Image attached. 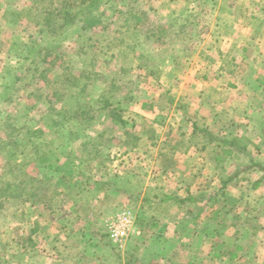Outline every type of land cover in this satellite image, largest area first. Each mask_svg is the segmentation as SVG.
Listing matches in <instances>:
<instances>
[{
	"label": "rangeland",
	"instance_id": "obj_1",
	"mask_svg": "<svg viewBox=\"0 0 264 264\" xmlns=\"http://www.w3.org/2000/svg\"><path fill=\"white\" fill-rule=\"evenodd\" d=\"M62 1L69 0H0V119L12 112L30 120V131L22 128L19 134L7 136L21 140L22 144L25 143L22 142L23 135L32 136L33 142L27 149L24 145L19 148L8 146L0 151V182L7 188L13 182L25 181L24 173L29 170L33 174L31 185L41 188L43 182L48 183L49 194L55 195V206L60 204L62 192H67V198L76 195L82 202L83 189L97 190L102 183L111 182L116 188L130 190L131 197L119 198L106 216L125 208L135 218L133 234L123 247L114 248L120 254L147 255L162 251L161 233H155L156 230L148 226L158 216V211L151 210L148 201L154 195L157 200L161 199L156 184L168 185L166 189L171 191L178 188L180 182H167L160 175L158 179H149V174H159L160 165L158 158L156 163L148 158L159 157L157 146L168 139L160 126L178 127L173 110L179 108L178 114L187 110L184 101L177 100L175 95L190 94L199 84L210 85L213 71L208 72V69L219 56L212 47L215 37L207 36L208 24L212 23L214 14L213 0H112L102 6L105 22L97 30L84 31L81 22L65 24L61 41L53 38L50 42L45 41L36 22L45 17V6L59 7ZM75 10L69 7L62 15L70 13L68 17L66 15L69 20ZM45 45L54 54L67 55L69 62L64 65L69 66L67 71L74 76L87 67L96 69L103 77L90 81L84 92L82 76H77V82L76 79H70L66 84L58 81L45 88L40 73L52 63L54 69L48 71L47 77H53L62 71L61 64L52 59L45 62L44 51L36 55L35 61L24 57L30 49L35 53ZM244 58L248 68L264 66L261 54H244ZM19 77L25 79L20 81ZM193 79L200 83L193 85ZM71 81L75 83L70 85ZM113 82L120 88L110 86ZM21 83L28 87H21ZM250 86L246 84L244 89L250 90ZM41 87L50 93L48 98L56 108L52 115L59 121L63 119L62 114L69 116L75 126L71 130L73 136L68 129L64 135L59 125L54 127L51 122L49 126L43 121L45 105L39 103L41 107L32 108L28 105L37 97L30 93ZM8 96L11 97L9 101ZM59 97L63 98L60 100ZM109 99L113 101L110 106L107 104ZM78 101L86 102L95 110L93 120L82 123L76 117ZM262 103L264 106V100ZM114 107L115 114L111 118L108 114ZM171 114L175 116L169 119ZM261 129L263 131L259 132L258 126L252 127L243 137L256 140L262 148L251 144L247 152H241L230 147L232 152L224 157L221 167L216 165L211 150L205 152L214 162L213 169L222 174L220 176L233 179L223 186L224 181L215 180L211 173H206L207 177H200L192 187V198L186 199H194L192 203L199 209L226 206L229 213L225 219L222 214H216L219 218L208 228L205 227L208 213L199 215L201 221L191 237L193 242L180 256L191 258L194 255L196 264H264V187L253 186L254 179L260 176L256 169H244L252 161L264 165V118ZM178 131L171 135V141L176 139ZM86 136L89 140L98 138L95 144L90 142L88 145L99 149L95 155L82 146V138ZM241 142L249 144L244 139ZM183 168L177 166L178 170ZM244 176L249 179L244 180ZM147 183V192L153 196L142 198L139 192H143ZM184 183L189 184V181ZM39 193L44 192L40 190ZM209 193L212 195L208 196ZM88 196H94V193L90 192ZM5 197H1L5 204L0 210V264H31L33 236L40 227L46 226L47 212L38 205H22L16 200V207H13L10 205L13 200ZM32 199L36 200V197ZM143 225L147 231L139 238L136 233ZM190 228L183 231L188 235ZM166 248L167 252L174 250L173 245H166Z\"/></svg>",
	"mask_w": 264,
	"mask_h": 264
},
{
	"label": "crops",
	"instance_id": "obj_2",
	"mask_svg": "<svg viewBox=\"0 0 264 264\" xmlns=\"http://www.w3.org/2000/svg\"><path fill=\"white\" fill-rule=\"evenodd\" d=\"M213 11L207 36L215 37L212 47L219 56L208 69V72L213 71V77L209 79L210 85L197 86L196 83H200V80L193 79L191 83L196 85L194 92L175 95L177 100L184 101L187 110L180 111V114L177 113L179 108L173 110L178 127L173 128V124L160 126L164 130L162 133L166 135L165 139H168L164 143L162 139L157 146L159 157L148 158V161L155 163L159 160L160 165L159 174H149V179H158L157 176L160 175L167 182L176 180L180 184L171 191L166 189L168 185L156 184L159 185L160 200H157L155 195H152L154 198L149 195L148 183L143 192H139L142 198L148 195L152 197L151 200L149 198L148 205L152 206L151 210L158 211V216H155L148 226L156 230L155 233H161L164 250L167 249L166 245H173L174 250H159L147 255L120 254L116 251L109 239L105 218L117 205L119 198H130L132 192L116 188L108 182L107 185L102 183L97 190L83 189L82 202L76 195L72 196L73 198L69 195L68 198L71 199H68L65 191L61 194L59 205L46 209L40 207L47 212L46 226L40 227L36 236H33L31 264H196L194 255L184 258L180 254L193 242L191 237L201 221L199 215L208 213L205 226L208 228L219 218L216 214H222L225 219L229 208L222 206L199 209L194 207V199L186 198H192V187L200 177H207L206 173H211L212 178L219 181L233 179L231 176L223 178L220 172L213 169L214 162L203 149L204 134L209 132L221 136L225 133L239 141L246 140L249 143L247 148H250L251 144L262 148V144H257L256 140L243 136L247 135V130L252 127L256 129L258 126L259 132L263 127L264 66L251 65L248 68L245 58L248 59L246 55L244 58V54L258 53L262 55V59L264 57V0H213ZM246 84L251 85L250 90L244 89ZM174 116L169 115V119ZM176 130H179L175 135L176 139L171 141V135L174 136ZM209 147H212V144L208 145L207 149ZM178 165L184 168L178 170ZM98 176L95 175L96 178ZM106 180L109 181V178ZM186 181H189V184H183ZM90 192H93L94 196H88ZM210 195L212 194L209 193L208 196ZM145 227H139L137 237L140 238L141 233L147 231ZM188 227H191V233L187 235L183 230ZM145 241L142 242L147 245V240Z\"/></svg>",
	"mask_w": 264,
	"mask_h": 264
},
{
	"label": "trees",
	"instance_id": "obj_3",
	"mask_svg": "<svg viewBox=\"0 0 264 264\" xmlns=\"http://www.w3.org/2000/svg\"><path fill=\"white\" fill-rule=\"evenodd\" d=\"M77 1V2H76ZM112 0H69L67 2H60V6L59 7H54L53 4H48L47 6H45L46 10L45 13V17H43L42 21H38L36 22V25L38 26V30L39 32H42L43 34V39L45 41H49L52 40H57L58 42L61 41L64 36L62 37L61 34L63 33L64 29L66 28L65 24H74L77 22H81V27L82 30H89L92 29V31L97 30V28L104 24L105 20L102 17V14L104 15V10H102V6L105 4H109L111 3ZM72 3V4H71ZM34 5V4H33ZM67 7V8H66ZM70 7V9L76 8L75 12H73L71 14V16L69 17V20L66 19L69 15L65 14L62 15V13L64 11H67L68 8ZM66 8V10H65ZM102 10V11H100ZM68 13V12H67ZM67 15V17H66ZM40 26V27H39ZM50 47L49 46H41V48H39V51H36L35 53L32 52V49H30V51L28 52V56H24L27 59H30L32 61H35L36 55L39 52L44 51V57L43 60L46 61H50L55 60L58 61L57 63L61 64L62 67V71L61 72H57V74H54V76H50L47 77V73L49 70H52L54 68H51L53 66L52 63H50V66L48 67H44L43 71L40 73L41 76L44 79L45 82V88L48 87V85L51 84H56L58 81L61 82V84H66L67 81L70 82V79L75 80L77 82V76L81 78L82 76V92H84L88 86L89 83H91L90 81L92 80H96L99 78H102L103 75L100 72H97L96 69H89L87 67L82 68V72H79V74H76L74 76V73H72L71 71L68 72L67 69L69 66H65L64 64H66V62L68 63L69 60L67 61L66 59V54L65 53H56L54 54L53 52L50 51ZM56 64V63H55ZM69 65V64H68ZM73 68V66H72ZM97 68V67H96ZM30 70V69H28ZM27 75V73H25V76ZM52 77V78H51ZM73 77V78H71ZM18 78V77H17ZM57 79L55 81H53V79ZM79 78V79H80ZM25 78L24 77H19L20 81H23ZM75 82L71 81L70 85L73 84ZM27 84L29 85V83L27 82ZM28 85H24L23 83L20 84L21 87H28ZM110 86H114V87H118L119 85L116 84V82L111 83ZM65 87V85H64ZM43 88V89H45ZM120 88V87H118ZM25 89V88H24ZM42 87L36 89V92L32 91L30 93V95L34 97V94L37 96L34 98V100H32L31 103H28V105L32 108V107H41L42 105H45V110L43 112V116L42 119L43 121L49 123L52 122V124L54 125V127L56 125H59V128L62 129L61 130V134L66 135V130L68 129V131H70V135L73 136V128L75 127L73 125L72 122H70L69 120V116L67 114H62L63 119L59 121V119L57 120L56 117H54L52 115L53 110H55L53 108V104L51 102V99L48 98L49 97V92L46 90H43ZM63 98V97H62ZM61 97H59V99H62ZM7 100H11V97H7ZM111 99H109L107 101V104L110 106L113 104V101H110ZM41 103V104H38ZM77 108H76V114H77V118L80 120H82V123L84 121L86 122H90L91 120H93L95 118V110H93V108L85 103H82V101H78L77 102ZM115 107L109 112L108 116H110L111 118H113L114 114H115ZM23 117V118H22ZM120 119H122L120 117ZM22 120L23 123L21 122ZM46 124V123H45ZM22 128H26V132L30 131L32 128V125L30 124V120L25 119L24 116H19L16 115L12 112L8 113L7 116L3 117L0 119V151L3 150L5 147H14V148H19V146L24 145L23 148L27 149L30 148L32 145V136H24V138H22V142H25L24 144L21 143V140H18L16 138H8L7 135L11 134V133H16L19 134L22 130ZM72 130V131H71ZM63 132V133H62ZM5 134V135H4ZM17 137V136H16ZM205 137V144L203 145V149L204 151H208L211 150V156L212 158L217 161L216 165L221 167L220 164L222 163L224 157L227 154H231L232 150L230 149V147H235L236 149H238L241 152H247V145H245L244 143L241 142V140L239 141V139H237L234 136H215L212 133L207 132V134H204ZM71 139V137H70ZM90 138L83 137L82 138V146L88 147V152L90 153H94V155L96 154V152L99 150L95 145H93L92 147L89 148V144L90 142H92L93 144L96 143V141H98L97 139L94 140H89ZM35 143V142H34ZM28 144V145H27ZM210 144H212V147H209L207 149V146ZM215 145L217 147H215ZM33 149V147H32ZM31 156V155H30ZM87 160V159H86ZM246 171L248 170H255L260 174V176L256 179H254L253 181V186L254 187H259V186H263L264 187V165L259 163V162H255L252 161L250 165L246 166L244 168ZM240 171H238L239 174ZM236 174V175H238ZM33 178V174L28 170L27 172L24 173V179L25 181H18V183H14L12 185H9L7 188H5V183H1L0 182V210H2V208L4 207V201L1 199V197L3 198L4 195H6L5 199L6 200H13V202H11V206L16 207L15 205V200L19 203H21L22 205L29 203L30 206L33 205H38V207H42L43 209H46L47 207H51L54 204V199H55V195L52 196L49 194V186L47 182H43L39 187L34 186L33 184L31 185V181ZM244 180L249 179L248 176H244L243 177ZM229 181V180H228ZM227 180L224 181L223 186H226V182H228ZM15 184V185H14ZM42 190L44 193H39V191ZM52 191V190H51ZM60 195V193H59ZM36 197V200L32 199ZM212 198V197H211ZM37 207V206H36Z\"/></svg>",
	"mask_w": 264,
	"mask_h": 264
},
{
	"label": "built area",
	"instance_id": "obj_4",
	"mask_svg": "<svg viewBox=\"0 0 264 264\" xmlns=\"http://www.w3.org/2000/svg\"><path fill=\"white\" fill-rule=\"evenodd\" d=\"M105 227L112 244L123 247L136 229L135 218L130 210L124 208L105 218Z\"/></svg>",
	"mask_w": 264,
	"mask_h": 264
}]
</instances>
